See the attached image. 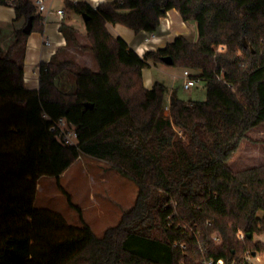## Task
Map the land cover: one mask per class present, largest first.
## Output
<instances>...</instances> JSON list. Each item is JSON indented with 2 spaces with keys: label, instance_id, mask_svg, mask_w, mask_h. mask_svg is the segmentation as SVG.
<instances>
[{
  "label": "trees",
  "instance_id": "1",
  "mask_svg": "<svg viewBox=\"0 0 264 264\" xmlns=\"http://www.w3.org/2000/svg\"><path fill=\"white\" fill-rule=\"evenodd\" d=\"M0 5L12 6L23 26L31 19V32L43 30L32 0ZM170 10L195 23V41L178 35L140 56L108 30L119 24L153 34ZM63 12L86 16V44L65 23L59 31L92 57L97 72L71 60L42 62L38 89L28 90L13 56L29 34L11 30V44L0 47V264H247V254L264 255L255 240L264 234V164H227L264 123V0H113L96 7L64 0ZM164 57L198 72L205 100L172 96L164 113L167 88H147L142 76ZM67 71L73 92L56 83ZM58 118L76 126V146H62L49 131ZM81 154L136 185L132 206L101 237L59 185L79 226L33 206L36 180L58 183Z\"/></svg>",
  "mask_w": 264,
  "mask_h": 264
},
{
  "label": "rangeland",
  "instance_id": "2",
  "mask_svg": "<svg viewBox=\"0 0 264 264\" xmlns=\"http://www.w3.org/2000/svg\"><path fill=\"white\" fill-rule=\"evenodd\" d=\"M45 1V5H49V0ZM58 6L64 7V1L59 2L56 0L54 7ZM74 14L71 13V15ZM75 15L77 19L69 22L74 27V30L81 34L84 29V21L80 15ZM168 16L169 18L171 17L170 14ZM172 23L174 25V22ZM188 24L189 26L192 24L194 26V30L188 40L195 41L197 39L196 25L194 22H189ZM175 26H178V22H175ZM11 30V26L3 29L2 35H0V47L4 51L11 44ZM173 39L171 38L170 41ZM89 59L91 61L82 59L81 62L91 71L97 72V65L91 56ZM184 70H188L192 76L198 75L195 70L164 64L155 66L150 64L144 74L146 76L149 73L154 81L164 85L168 91L171 90L181 100H205L206 92L203 81H197L196 85L188 90L183 89L181 75ZM56 83L61 90L73 92V72L67 71L63 73L57 78ZM165 104L164 113L167 114L169 103L166 102ZM247 136V139L242 141L239 150L234 153L227 163L233 170L264 164V123L250 130ZM81 155L82 159H78L58 183L52 176L40 178L38 193L37 186H35L36 193L33 206L49 209L60 214L68 224L79 226L78 215L74 209L69 207L66 197L58 187L59 185L70 195L72 202L81 209L82 218L91 227L94 236L101 237L104 230L116 225L121 214L132 206L136 196V185L128 177L118 174L107 163L84 154ZM84 156L87 158L85 159ZM99 207L102 208L101 214L99 213ZM258 236L264 237V234Z\"/></svg>",
  "mask_w": 264,
  "mask_h": 264
},
{
  "label": "crops",
  "instance_id": "3",
  "mask_svg": "<svg viewBox=\"0 0 264 264\" xmlns=\"http://www.w3.org/2000/svg\"><path fill=\"white\" fill-rule=\"evenodd\" d=\"M56 0H49V5L47 9L50 12L42 11L40 12L43 18V30L41 32L32 31L27 37L25 43V49L22 53H17L13 60L19 62L22 66L23 71V81L24 87L28 90H37L38 89V78H39V64L42 62H50L51 60L55 61H65L71 60L74 61L77 65L81 67H87L84 63L81 62L82 59H89V54H84L78 52L73 46H71L63 34L59 31V27L62 23L70 26L74 29L72 24L69 21H75L77 16L71 15V13L63 12V16L56 15V10H63V7H54ZM59 2L64 0H58ZM76 2L78 0H70ZM90 4L92 7H96L99 3L102 2H112L113 0H82ZM46 2V1H45ZM170 14V18L169 15ZM175 10H170L167 12L166 17L160 20V25L158 29L151 35L148 32L140 31L135 33L127 27H124L119 24L108 25V30L113 36H119L123 38L127 44L140 56L147 50H156L162 48L166 43H169L171 38H175L178 35H183L187 39L191 36V33L194 30V26H189V22H183L178 16ZM81 16V15H80ZM174 22V25L173 23ZM175 22H178V26H175ZM12 27V30L20 29L23 26V20L15 19V14L12 6L0 5V30ZM16 27V28H15ZM84 31V33H83ZM82 33L79 34L76 31V37L80 44H86L85 39V27ZM79 34V35H78ZM44 42H48L44 44ZM193 42V41H192ZM87 62V61H86ZM155 66V65H154ZM147 69V68H146ZM143 69V83L145 87L150 88L155 82L148 73L146 76ZM181 78L183 79L182 75ZM154 82V83H153ZM172 96H175L171 90H167V102L169 103ZM85 157V156H84ZM82 159V155L78 159ZM87 157H85L86 159ZM72 168V165L66 169L60 176L59 180ZM39 177L36 180L37 193L39 187ZM124 181V180H123ZM128 181V180H127ZM94 200V199H92ZM102 208L99 207V213L101 214ZM122 215V214H121ZM88 225V224H87ZM89 226V225H88ZM91 229V227H90ZM92 231V229H91ZM93 233V231H92ZM255 240L261 241L264 243V237L255 236ZM264 261V255L261 256Z\"/></svg>",
  "mask_w": 264,
  "mask_h": 264
},
{
  "label": "built area",
  "instance_id": "4",
  "mask_svg": "<svg viewBox=\"0 0 264 264\" xmlns=\"http://www.w3.org/2000/svg\"><path fill=\"white\" fill-rule=\"evenodd\" d=\"M7 1H12V0H7ZM33 3L37 6L39 13L42 11L50 12V10H48L45 5V0H33ZM55 14L60 16L61 18L63 16V10H56ZM44 44L48 45V42H44ZM182 77H183L182 87L185 90L194 87L198 81L190 74L188 70H184L182 72ZM49 131L53 134L55 140L62 146L72 147L77 145L78 132L76 126L72 122L64 118L51 120L49 125ZM246 260H247V264H264L262 257L258 254H254V255L247 254ZM203 264H227V263H225L221 259H218L215 263L209 260V261H205ZM228 264H236V263H228Z\"/></svg>",
  "mask_w": 264,
  "mask_h": 264
},
{
  "label": "water",
  "instance_id": "5",
  "mask_svg": "<svg viewBox=\"0 0 264 264\" xmlns=\"http://www.w3.org/2000/svg\"><path fill=\"white\" fill-rule=\"evenodd\" d=\"M83 21L85 22L86 21V16L85 15H81ZM22 31L25 33V34H30L31 32V19H28V21L26 22V24L22 27ZM162 62L165 64V65H172V60L170 57H164L161 59ZM87 107L91 108L90 105H86ZM254 255V254H253Z\"/></svg>",
  "mask_w": 264,
  "mask_h": 264
}]
</instances>
